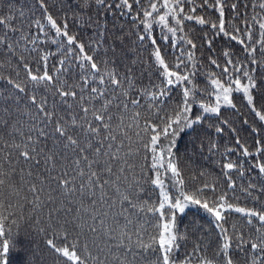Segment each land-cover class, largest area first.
<instances>
[{"label":"snow or ice","instance_id":"obj_1","mask_svg":"<svg viewBox=\"0 0 264 264\" xmlns=\"http://www.w3.org/2000/svg\"><path fill=\"white\" fill-rule=\"evenodd\" d=\"M251 8L0 0V264H264V0Z\"/></svg>","mask_w":264,"mask_h":264},{"label":"trees","instance_id":"obj_2","mask_svg":"<svg viewBox=\"0 0 264 264\" xmlns=\"http://www.w3.org/2000/svg\"><path fill=\"white\" fill-rule=\"evenodd\" d=\"M12 2L16 5L17 8L23 7L25 10H27V8L30 7L33 4L34 0H12ZM49 2H51V0H49ZM64 2H65L66 5L71 6L73 9H76L77 6L81 3V0H64ZM91 2L94 4L95 0H91ZM197 2H199V0H197ZM227 2L230 4L232 2V0H227ZM245 2H247L248 5H249V16H251V14H252V8H251L252 2H256L258 4L260 2V0H241V4L242 5ZM241 11L243 12V8H241ZM257 11H259L258 8H257ZM94 13H95V9L93 8V14ZM60 15H61V19H62V14H60ZM226 16L228 17V19H231V13L230 12L226 13ZM234 23H239V22H234ZM17 26H18V23H17ZM240 26H241V28H243V24L242 23L240 24ZM69 28H70L71 32H79V33H82L85 36L91 35V29L85 28V26L83 24H76L71 19V15H70V18H69ZM2 31H3V29L0 28V32H2ZM32 32H33V34H35V32H36L35 28L32 29ZM155 35H156L157 40L159 41V39H160L159 28L156 29ZM257 36H258V32H257ZM41 39H43V37H41ZM228 43H233L234 44V42L223 41V44H228ZM216 44L218 46H220L222 44L221 38L218 37L216 39ZM235 47L239 48V45H236ZM144 49H148V51H144ZM45 50L55 52L56 48H55V46H53L51 48H47V46H46ZM101 51H103V50H101ZM150 51H151V49L148 48V42H146L142 46V48H141V50H140L138 55H137V53L130 51L129 52V59H136L137 63L139 64V60L141 58L143 60H145V61L147 60L148 53ZM174 51H175L176 54H178V52H179L178 49L177 50H173V49H171L170 46L167 49V53L170 55V57L173 60V62L175 61V56L173 55ZM90 54H92V53H90ZM56 60H59V57H56ZM2 63H3V60L0 59V64H2ZM33 67H35V65H33ZM53 67H58V64H56V62L50 58L49 59V68L52 69ZM4 75H7V72H4ZM21 75L23 76V72L21 73ZM137 75L139 76V67L137 68ZM3 87H4V82L2 80H0V92L3 91ZM237 95H239V94H237ZM49 99L51 101V97H49ZM142 103H143V101H142ZM97 107H99V105ZM238 107H239V105H238ZM213 139L219 141V143L221 145V147H220V151L221 152H223L224 149L227 148V147H235V137H232V139L230 140L228 138L227 133H225L223 140H219V138L215 137V136H213ZM249 144H251V141H249ZM250 151L254 152L255 149L250 147ZM237 155H239V150H237V153H235L230 159H235ZM219 158L220 157H219L218 154L215 155L213 157V162H215ZM253 163H255V160L253 158H247L246 159V161H245L246 175L244 176L242 181L239 179L238 173H236V172L232 173L233 177L237 180L238 191H239V187L240 186H245L246 187L249 182L255 180V177H256L257 173L255 171H247L249 166L251 164H253ZM216 167H217V170H219L220 165L217 164ZM256 186H257V188H259V183H257ZM253 195L254 196H259L260 193L257 191V192H254ZM244 200H245V197L242 196L241 197V201L243 202ZM261 202H264V197H261ZM242 206H245V205H243V203H242ZM246 206H248V207H257L258 208L259 207V203H257L256 205H253L251 203V200L249 199ZM234 218L235 217H233V219ZM230 223H231V220H230ZM39 242L40 241L38 240V243ZM11 259H12V264H18V261L21 259V255L16 250H13V254H12Z\"/></svg>","mask_w":264,"mask_h":264}]
</instances>
